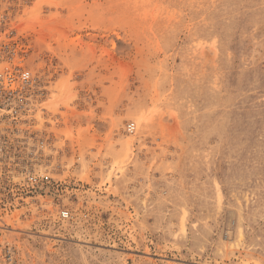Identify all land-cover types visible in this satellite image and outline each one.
<instances>
[{
	"label": "rangeland",
	"instance_id": "374dc122",
	"mask_svg": "<svg viewBox=\"0 0 264 264\" xmlns=\"http://www.w3.org/2000/svg\"><path fill=\"white\" fill-rule=\"evenodd\" d=\"M1 5L47 146L0 164V264H264V0Z\"/></svg>",
	"mask_w": 264,
	"mask_h": 264
},
{
	"label": "built area",
	"instance_id": "2783aa9c",
	"mask_svg": "<svg viewBox=\"0 0 264 264\" xmlns=\"http://www.w3.org/2000/svg\"><path fill=\"white\" fill-rule=\"evenodd\" d=\"M13 7L2 6L0 0V164L32 163L47 146L44 138H34L35 80L26 67L30 44L18 32ZM132 134L135 124H126ZM35 139V140H34ZM20 188L33 190L48 181L47 176H36L27 170L20 172ZM63 217H67L64 212Z\"/></svg>",
	"mask_w": 264,
	"mask_h": 264
},
{
	"label": "bare ground",
	"instance_id": "6f19581e",
	"mask_svg": "<svg viewBox=\"0 0 264 264\" xmlns=\"http://www.w3.org/2000/svg\"><path fill=\"white\" fill-rule=\"evenodd\" d=\"M21 21V19H18V23ZM139 121V120H138ZM48 187V186H47Z\"/></svg>",
	"mask_w": 264,
	"mask_h": 264
}]
</instances>
